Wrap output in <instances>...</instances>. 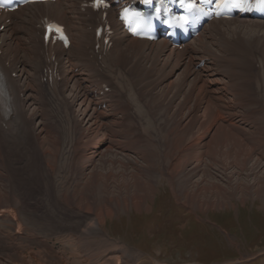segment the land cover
I'll list each match as a JSON object with an SVG mask.
<instances>
[{
  "label": "bare ground",
  "instance_id": "bare-ground-1",
  "mask_svg": "<svg viewBox=\"0 0 264 264\" xmlns=\"http://www.w3.org/2000/svg\"><path fill=\"white\" fill-rule=\"evenodd\" d=\"M91 1L55 0L29 3L12 12L0 10V70L12 105L5 114L1 80L0 182L11 186L0 184V264H162L111 237L104 228L109 217L128 211L130 192L144 194L135 202L138 211L150 208L146 199L156 189L139 177L138 171L149 165H140L136 157L131 164L137 173L118 180L116 189L105 185L110 207L93 202L88 189H77L73 195L60 194L61 205L67 204L75 215V225L65 230L56 227L49 230L51 234L27 227L22 208L33 194L29 184L36 173L32 165L38 163L36 145L44 146L47 140L51 154L56 149L50 123L59 118L54 121L58 115L52 117L48 111L51 102L64 110L70 133L80 130L73 140V162L84 176L90 161L104 148H115L125 156L134 152L140 162L148 161L146 145L138 142L141 130L135 120L137 116L156 120L153 110L160 107L168 113L166 125L179 136L176 146H160L168 155L163 172L178 199L183 191L184 202L198 210L228 207L233 198L243 203L248 197L264 200V124L257 98L263 85L253 82L257 64L264 69V21L213 20L197 37L177 47L167 40L150 42L130 36L116 19L118 5L102 11L89 6ZM48 20L66 26L71 41L68 49L59 42L44 41ZM107 23L113 36L105 44L96 30ZM117 64L126 74L124 79ZM153 90H157L154 95ZM219 167L223 172L233 169L238 178L245 176L254 183L244 189L236 183L235 192L215 201L207 199L206 180ZM184 170L185 185L178 190L175 177ZM226 174L219 177L232 186ZM216 184L212 188L220 189Z\"/></svg>",
  "mask_w": 264,
  "mask_h": 264
},
{
  "label": "rangeland",
  "instance_id": "rangeland-1",
  "mask_svg": "<svg viewBox=\"0 0 264 264\" xmlns=\"http://www.w3.org/2000/svg\"><path fill=\"white\" fill-rule=\"evenodd\" d=\"M116 68L117 70L119 69L118 71L121 73V78L124 79L123 76H126V74L122 71L120 65L117 64ZM256 71L257 73L253 78V82L258 86L263 85L261 86L263 90L257 98L261 100L259 101V106H261L260 108L262 110L259 114L262 119L261 123L264 124V69L257 66ZM121 82L123 81L121 80ZM156 93L157 90L152 91L153 95ZM53 104L54 106H52ZM48 105V111L50 113L53 112L52 117L58 115L57 118H54V121L59 118V121L56 120L54 123L52 118L50 123L51 128L55 131L53 138L54 140L56 139V149L55 152H53L54 146L51 150L55 154H51L48 148L49 142L47 140L44 146L42 143L41 145L40 143L36 145V147H38L35 161L38 160V163L32 165L36 168L32 167L36 170V173L34 175L35 178L31 180L32 184H29L33 194L28 200L27 205H24L22 208V215L28 219L27 227L37 232L42 230L41 232L44 231L48 233L49 230H55L56 227H60V230H65L73 226V224L75 225L76 218L74 213L65 207L67 204L62 206L60 200L62 199L61 195H63V193L68 192V195H73L77 193V189H88L87 195L93 202L107 203V207H110L108 202L109 194L106 193L107 191H103L106 187L105 185L109 184L111 188L116 189L118 180L129 177L132 172L134 173L136 171L137 173L138 170L134 169L131 164V161L136 157L140 165L141 163L142 165H149V168H143V171H138V175L141 174L139 177L150 181L148 182L150 184L147 185L149 186L152 184L156 191L155 194L153 193L154 196L152 194L151 197L149 196L146 199L147 207L149 206L150 208L147 209L144 207L142 211L136 209L135 202H140L139 199L144 198V194L134 192L128 194V211H119L113 217H109L107 223L104 225L105 230L111 237L123 240L130 247L132 246L149 254L162 264H264V200L248 197L243 203L240 199L233 198L231 200L232 205L228 207L198 210L192 207V205H188L184 202L186 199L181 195L183 191H179L180 199H178L172 185L168 182L169 180H167V176L163 172L166 166L165 164H168V155L162 152L161 148L163 147L162 149H166L168 146L174 147L179 142V140L176 139L179 136H175L173 130H170L172 126L166 125L165 119L168 113L165 112V110L160 107L154 109L153 116L156 119L154 121L144 119L143 117L141 120L138 116L136 119L135 116L139 131L141 130L138 132L141 137L138 142L141 141L139 145H146L145 147L148 149V161L141 160L140 162L139 159L141 158L137 156V153L134 154V152L131 153L130 156H125L120 151H115V148H111L112 150L104 148L105 150L99 154L101 157L99 155L94 156L90 161L91 163H88V168L90 169L86 172V176H84L80 172L79 168L81 167H79L78 164L75 165L73 162V140L76 134L80 133V130L74 129V131L72 130L73 133H70L68 124L65 123L66 120H64V110H62L56 102H51ZM142 130L144 131L143 133H141ZM163 139L164 141H162ZM84 140H86V138H84ZM143 140L145 142L147 141L146 143L149 145ZM142 141L144 143H142ZM149 147L151 151H149ZM151 152L156 154L154 155ZM206 159L207 158H205V160ZM48 165H50V167ZM73 167L77 171L74 170ZM219 168L215 171L212 169L211 172H213V174L206 180L207 184L205 185L210 187V191L207 192V199L215 201L220 198L222 199L224 195L235 192L234 186L236 183H239L242 189L254 183L246 180L245 176L238 178L235 173L236 171L233 169L228 168L226 172H223L224 170L222 167ZM160 171H162L163 174ZM199 172L201 175V170ZM3 173L5 174V171ZM222 173H227L226 176H230L233 187L225 181H222L219 177ZM143 176H145V178ZM253 176H248L247 179H252ZM175 178L176 187L180 190L181 187L185 185L183 182L185 179H181L185 178V170L179 174L178 178ZM237 178L238 182H236ZM179 182L181 184L180 187ZM2 183L3 182H0L3 187L11 186V184L6 181L4 182L5 185ZM216 183L219 184L220 189L212 188L216 187ZM133 186H136L135 180ZM149 188L151 189L150 186ZM151 193L150 191V194ZM131 199H134V202L130 201ZM202 200L207 202L206 198L205 200L202 198ZM3 228L7 229L5 226ZM51 233L52 231L48 234Z\"/></svg>",
  "mask_w": 264,
  "mask_h": 264
},
{
  "label": "snow or ice",
  "instance_id": "snow-or-ice-1",
  "mask_svg": "<svg viewBox=\"0 0 264 264\" xmlns=\"http://www.w3.org/2000/svg\"><path fill=\"white\" fill-rule=\"evenodd\" d=\"M101 0H97V6H99ZM131 31H133L134 33L137 32V28H131Z\"/></svg>",
  "mask_w": 264,
  "mask_h": 264
}]
</instances>
